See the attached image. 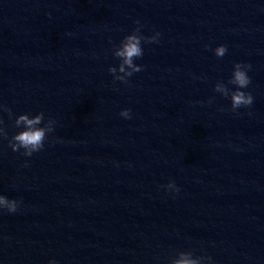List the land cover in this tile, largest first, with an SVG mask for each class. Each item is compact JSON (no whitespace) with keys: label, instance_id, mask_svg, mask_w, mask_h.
I'll list each match as a JSON object with an SVG mask.
<instances>
[{"label":"water","instance_id":"1","mask_svg":"<svg viewBox=\"0 0 264 264\" xmlns=\"http://www.w3.org/2000/svg\"><path fill=\"white\" fill-rule=\"evenodd\" d=\"M136 18L162 35L124 84L111 46ZM237 60L254 100L232 112L213 86ZM0 103L9 136L20 112L57 119L31 157L0 137V191L23 201L0 264H264V0H0Z\"/></svg>","mask_w":264,"mask_h":264},{"label":"clouds","instance_id":"2","mask_svg":"<svg viewBox=\"0 0 264 264\" xmlns=\"http://www.w3.org/2000/svg\"><path fill=\"white\" fill-rule=\"evenodd\" d=\"M50 15V13H49ZM135 27L124 34L118 43H112L111 55L118 58V63L110 64L107 71L111 73L113 81H119L124 84L130 82L129 78L136 72L141 71L145 65L138 63V58L144 55V44L152 42L159 43L162 33L157 29L151 34L141 32L144 26L139 18L134 20ZM111 42V37H109ZM208 47V45H205ZM228 46L225 43H219L213 49L214 55L223 57L227 52ZM252 65L247 61L237 60L234 62L231 75L227 82L217 80L213 86V91L220 93L223 97L230 99V108L232 112H237L241 107L252 105L254 96L248 85L251 83L252 77L249 70ZM235 86V87H231ZM215 99V96H209L207 101L201 103H209ZM0 110L8 113L11 118L13 110L10 106L0 103ZM119 115L125 119L132 118V109L123 107L119 111ZM57 125L55 116H45L43 110L35 112L23 111L15 114L13 126L17 129L10 136L4 125L3 119L0 118V137H7V143L11 149L19 151L25 157H31L34 152H39L45 148V142L49 140L50 134L54 133ZM58 139V137H57ZM24 165L29 163L25 160ZM160 188L170 194H178L180 185L174 179H169L166 183H161ZM22 198L10 197L6 193L0 191V211L6 210L9 213L16 212L22 205ZM47 264H60L55 258H50ZM167 264H217V261L211 254H194L190 249H179L175 255L170 256Z\"/></svg>","mask_w":264,"mask_h":264}]
</instances>
